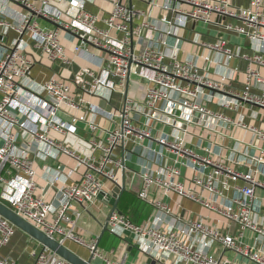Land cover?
Listing matches in <instances>:
<instances>
[{"label":"built area","instance_id":"1","mask_svg":"<svg viewBox=\"0 0 264 264\" xmlns=\"http://www.w3.org/2000/svg\"><path fill=\"white\" fill-rule=\"evenodd\" d=\"M2 1L18 5L24 12L18 19V27L14 26L19 33V39L15 45L5 49L0 62L1 201L61 243L69 241L85 247L94 258H103L106 264H122L111 259L112 252L102 251L96 240L87 241L80 236L75 231V225L76 219L92 204L100 199H109L104 180L111 181L115 186H123L115 169H126L125 157L119 158L115 151L121 148L125 150L129 141L135 142L151 136L147 128H142L134 120L133 114L136 113L146 119L166 123L183 133L174 139L158 138L159 143L175 151L179 158L157 173L145 170L141 174L143 185L138 192L141 199L154 205L157 210L170 214L168 205L150 197L152 187L156 186L166 192H175L199 202L238 224L242 231L255 233L257 239L264 237V222L254 217L255 189L264 188V182L258 178L261 173L258 164L263 163L264 159L250 157L248 171H239L216 161L209 149L206 155L195 152L187 146L185 138L191 133L192 127L216 132L222 125H234L252 131L264 141V129L247 125L224 112L211 109L208 105L216 98L222 108L231 111H237L244 104L257 106L264 111V89L260 92L254 91L257 83L264 84V76L257 68L264 67V0H249L247 7L237 5L231 0H166L163 6L172 14V17L162 18L169 26L185 28L188 21L192 20L215 25L252 41L256 52L253 56H244L250 66L244 88L239 91L228 90V76L223 75L219 79L211 77L206 67L200 65L197 59L181 58L178 52L167 54L162 48L145 45V33L154 29V25L145 21L133 27L137 11L124 5L122 0H112L114 8L104 20L106 27L98 25L99 17L87 10L85 2L71 4L67 11L70 19L65 20L64 13L54 7L50 0H0V5ZM148 1L153 3V0ZM37 17L46 18L57 27H41ZM0 25L14 28L9 22L0 21ZM61 28L78 37L79 42L75 45L77 54L81 55L88 43L107 52L110 69L97 76L84 68L76 75L74 82L89 94H95L100 87L111 92L121 91L125 99L120 109L105 112L89 101L77 100L71 84L56 78L39 84L41 91L38 93L35 90L23 92V81L29 77L34 65L23 48L31 39L50 60L65 61V50L60 42ZM114 30L122 32L123 35L114 36ZM138 45H142L140 51L136 49ZM206 45L227 58L236 56L224 39ZM205 60L210 61V57H205ZM132 75H139L148 82L142 105L125 94ZM87 76L92 80L89 81ZM208 90L224 91L230 97H218L209 94ZM83 104H88L92 111L115 124L114 129L107 131L105 139L92 136L89 140V156H83L48 137L50 130L63 134L73 132V122L62 119L59 114L65 111L64 108L75 110ZM77 120L76 117L73 119L74 122ZM89 125L93 132L102 129L97 122L91 121ZM22 132H28L38 142H45L48 152L56 149L86 166L81 180L61 188L63 198L57 206L37 194L35 162L18 152L17 144ZM178 164L197 170L194 182L219 196L229 187V181L242 179L246 184L239 188L241 194L234 197L230 205H216L212 200L186 188L180 180L181 169ZM260 217L264 220V211L260 213ZM68 223L72 225L66 226ZM186 223L189 227L187 232L164 230L147 223L136 225L126 215L114 210L108 218L107 226L113 231L122 227L132 232L138 238L139 247L145 251L155 249L175 255L189 264H234L224 257H217L211 252L196 248L188 237L197 235L203 239L205 246L211 242L219 243L224 249L233 250L257 264H264V249L258 244L247 245L233 235L208 226L202 220L191 219ZM17 230L11 221L0 214V246L7 244ZM32 256L33 264H71L46 247L39 251L34 250ZM0 264L18 263L0 256Z\"/></svg>","mask_w":264,"mask_h":264},{"label":"crops","instance_id":"2","mask_svg":"<svg viewBox=\"0 0 264 264\" xmlns=\"http://www.w3.org/2000/svg\"><path fill=\"white\" fill-rule=\"evenodd\" d=\"M50 1L54 7L64 13L63 18L65 20L70 19L67 11L71 4L76 5L85 2L87 10L99 17L98 25L100 27H106L104 20L114 8L112 0ZM231 1L237 5L249 6V0ZM122 3L137 11L132 23L133 27L145 21L154 25V29L145 33V45L162 48L167 54L178 52L181 58L197 59L200 65L206 67L207 73L211 77L219 79L223 75L228 76V90L239 91L244 88L246 73L250 66L249 61L244 56H253L256 52L250 39L224 31L212 24L192 20L188 21L185 28L169 26V24L162 21L164 16L172 17V14L163 7L166 0H153V3L148 0H122ZM23 12L22 7L2 1L0 21L12 23L13 27H18V19ZM36 20L41 27L51 29L57 27L54 22L46 18L37 17ZM168 31H171V34H168ZM113 35L122 36L123 33L114 30ZM18 39L19 33L15 27L8 28L6 25H0V62L5 49L15 45ZM221 39L227 41L228 47L236 53L235 57L227 58L222 53L214 51L206 45L217 43ZM28 42L29 44L23 48V51L33 60L34 65L29 77L23 81V92L35 90L38 93L41 91L39 84L56 78L71 84L77 100L89 101V103L98 106L105 112L118 110L122 107L125 95L121 91L111 92L100 87L95 94H89L76 86L74 82L76 75L84 68L91 70L97 76L110 69L107 59L108 54L105 50L88 43L85 46V51L81 55L77 54L75 45L79 42L78 37L62 28L60 29V42L65 50V61L50 60L41 48L34 45L31 39ZM136 49L140 51L142 45H138ZM205 57H210V61L205 60ZM257 68L260 74L264 76V67L257 66ZM87 79L92 80L89 76H87ZM147 86L148 82L141 76L132 75L125 89V94L134 99L137 104L142 105ZM262 89H264V84L257 83L254 91L260 92ZM208 93L223 98L230 97L224 91L208 90ZM208 105L211 109L224 112L226 115L241 120L247 125L264 129V111L257 106L244 104L237 111H231L222 108L216 98L211 100ZM64 110L66 112H61L60 117L73 122L75 130L66 134L50 130L48 137L83 156L91 154L89 140L93 135L105 139L107 131L115 128L114 123L92 111L88 104H83L79 109L69 110L64 108ZM75 117L78 120L74 122ZM133 117L139 126L150 131L151 136L135 142L129 141L125 150L122 148L117 149L115 151L116 156L119 158L124 156L127 167L124 171L115 169V172L125 186V191L138 196V192L143 185L141 174L145 170L157 173L167 165L175 163L176 159L179 158L175 151L159 143L158 138L174 139L178 135L182 136L183 133L166 123L155 122L136 113L133 114ZM91 121L99 123L102 129L93 132L89 125ZM190 130L191 133L185 137L188 147L201 155H206L207 149H209L216 161L233 169L247 172L250 157H262L264 159V141L252 131L242 127L222 125L216 132H210L200 127H192ZM17 146L19 154L28 156L35 162L37 194L52 202L55 206L59 205V200L63 198L61 188L81 180L86 171V166L80 164L75 158L65 153H59L56 149H51L48 152L47 144L36 141L28 132L20 134ZM258 166L261 171L258 178L261 182H264V162L258 164ZM179 167L181 169L180 180L186 188L205 199L212 200L216 205H230L232 199L241 194L239 188L246 184L242 179L229 181V187L223 190L222 196H219L194 182V177L198 174L197 170L190 166L179 165ZM209 169H206V171ZM104 182L109 199L98 200L87 211L83 212L80 218L76 219L75 231L80 236L87 241L96 240L102 251L112 252L111 259L122 264H189L175 255L162 253L155 249L149 251L141 249L138 238L122 227H117L114 231L109 228L104 230L112 211L117 210L123 213L118 205L121 197L117 202L118 196L114 191L115 184L109 180H104ZM255 196L254 217L256 220L264 222L260 217V213L264 211V188L256 187ZM150 197L168 205L171 213L167 214L159 211L154 205L145 201L150 206V213L144 222L145 224L164 230L174 229L187 232L189 231L187 220H202L208 226L218 229L224 234L233 235L247 245L254 246L258 244L264 249V237L257 239L255 233L242 231L238 224L225 219L199 202L175 192H166L156 186L152 187ZM76 208L80 209V206L76 205ZM65 225L70 227L72 224ZM109 234L110 236H107ZM188 238L196 245V248L211 252L217 257H224L234 264H257L244 255L230 249H224L219 243L211 242L208 246H205L203 239L199 238L198 235L189 236ZM65 244L85 259L92 255L88 249L76 243L67 241ZM42 248V244L18 229L7 244L0 246V256L18 264H33L32 252L34 250L39 251ZM93 264L106 263L103 258L93 257Z\"/></svg>","mask_w":264,"mask_h":264},{"label":"water","instance_id":"3","mask_svg":"<svg viewBox=\"0 0 264 264\" xmlns=\"http://www.w3.org/2000/svg\"><path fill=\"white\" fill-rule=\"evenodd\" d=\"M125 190L126 188L124 185L122 187H114V191L118 196L117 202L119 201L121 195L125 192ZM0 214L11 221L19 230L27 233L29 236L42 244L43 247L49 248L50 250L56 252L59 256L66 259L71 264H93V255H91V257H89L88 259L81 257L65 243H61L60 241L48 236L35 225L18 215L13 209H11L1 200ZM107 229L108 226L106 224L104 230Z\"/></svg>","mask_w":264,"mask_h":264},{"label":"trees","instance_id":"4","mask_svg":"<svg viewBox=\"0 0 264 264\" xmlns=\"http://www.w3.org/2000/svg\"><path fill=\"white\" fill-rule=\"evenodd\" d=\"M118 205L123 214L136 225H142L150 213V206L139 196L128 191L122 194Z\"/></svg>","mask_w":264,"mask_h":264}]
</instances>
